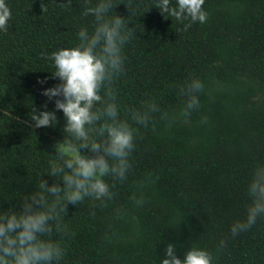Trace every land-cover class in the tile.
<instances>
[{
    "label": "trees",
    "instance_id": "16d2710c",
    "mask_svg": "<svg viewBox=\"0 0 264 264\" xmlns=\"http://www.w3.org/2000/svg\"><path fill=\"white\" fill-rule=\"evenodd\" d=\"M6 2L11 18L0 31V209L19 211L64 138L57 97L42 94L59 83L49 55L74 44L77 29H91L94 19L81 17V0ZM113 2L132 36L110 87L120 118L136 129L135 147L126 178L105 177L110 199L67 205L61 216L67 234L53 233L65 249L61 264H159L169 242L180 257L197 246L211 252L213 264H264V217L235 236L229 230L244 219L247 184L253 169L264 165V0H204L206 21L188 27V20L165 16L154 0ZM192 78L204 87L185 118L179 115L182 89ZM149 100L158 110L147 124L131 120L130 110H142ZM45 106L57 122L35 127L30 113ZM42 179L55 180L46 173Z\"/></svg>",
    "mask_w": 264,
    "mask_h": 264
},
{
    "label": "clouds",
    "instance_id": "9594fccd",
    "mask_svg": "<svg viewBox=\"0 0 264 264\" xmlns=\"http://www.w3.org/2000/svg\"><path fill=\"white\" fill-rule=\"evenodd\" d=\"M81 17L91 16L93 26H80L77 41L52 51L49 58L59 83L42 89L54 100V108L63 113L64 138L56 155H50L42 173L54 177L53 183L38 180L34 190L23 195L21 210L0 209V264H61L65 249L53 233L66 235L61 222L67 205H77L92 198L104 202L111 198L110 184L105 177L122 181L131 167L130 155L135 147L136 129L128 119L120 118L115 92L110 87L113 76L123 70L122 49L132 36L126 27L127 17L112 11L113 0H81ZM204 0H154L167 17L177 21L204 23L207 12ZM11 18L6 0H0V31ZM203 83L192 78L182 89L186 96L179 115L188 117L200 101ZM103 89V94H102ZM158 110L155 101L144 102L142 110H130V118L146 125L149 114ZM35 127L55 125V111L33 109L30 113ZM87 149L91 155L81 152ZM57 181H63V185ZM250 203L243 220L230 226L233 236L251 228L258 217H264V165H257L247 184ZM139 202V201H138ZM223 244V240L220 242ZM159 264H213V256L205 248L191 246L183 256L176 255L174 243H167Z\"/></svg>",
    "mask_w": 264,
    "mask_h": 264
}]
</instances>
